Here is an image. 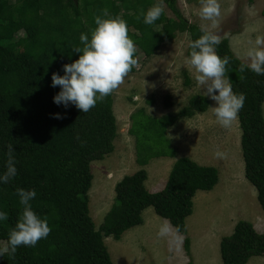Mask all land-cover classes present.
Masks as SVG:
<instances>
[{"label": "trees", "instance_id": "obj_1", "mask_svg": "<svg viewBox=\"0 0 264 264\" xmlns=\"http://www.w3.org/2000/svg\"><path fill=\"white\" fill-rule=\"evenodd\" d=\"M158 2L0 0V175L6 170L9 144L17 168L14 178L0 183V211L8 213V219L0 221V248L22 212L18 188L35 190L32 209L41 218L47 216L51 228L47 238L34 247L20 246L14 258L7 253L0 256V264H113L104 238L119 240L124 232L142 224V213L149 207L186 236L184 248L189 250L186 219L192 214L196 193L211 191L217 184V169L187 157L177 158L163 189L153 193L145 187L147 172L143 168L126 175L116 183L114 203L96 229L87 197L93 179L90 163L113 153L116 90L88 112H80L71 103L65 107L53 102L60 88L51 86L52 74L63 75V65L78 59L73 49L83 48L80 35L91 39L95 17L107 18L103 17L104 9L110 17L120 16L127 22L128 35L137 47V61L139 55L155 54L178 33H187L190 41L203 34L201 27L183 17L177 0H164L171 16L164 10L151 25L144 23L143 16L137 19L142 10L146 12ZM20 32L24 36L16 39ZM190 51L188 46V56ZM216 51L220 57H230L226 72L233 92L245 95L237 118L244 177L254 187L264 211V75L249 69L241 73L242 62L233 55L227 38ZM165 101L169 104V97ZM208 107L206 97L193 95L176 114L155 118L142 109L132 113L129 133L135 139L137 165L176 157L167 129L181 118L206 112ZM55 114L62 118H54ZM219 254L221 264H247L252 257H264V232L258 233L251 223L240 220L230 235L221 238Z\"/></svg>", "mask_w": 264, "mask_h": 264}, {"label": "rangeland", "instance_id": "obj_2", "mask_svg": "<svg viewBox=\"0 0 264 264\" xmlns=\"http://www.w3.org/2000/svg\"><path fill=\"white\" fill-rule=\"evenodd\" d=\"M219 3L221 16L213 31L221 40L227 38L233 55L247 64V50L257 36H264L261 16L264 0L251 3L219 0ZM177 5L189 23L210 27L211 22L199 15L200 0H177ZM164 10L167 16L172 15L166 7ZM22 36L24 33L20 32L16 39ZM189 42L187 33H178L152 56L139 55L134 71L115 91L114 150L104 159L90 163L93 179L87 192L89 216L97 229L114 203L116 183L139 169L147 172L144 184L149 192L162 190L173 163L180 157L216 168L218 182L211 191H198L193 199L192 214L185 222L190 240L188 251L184 248L186 236L178 234L149 207L142 213V224L124 232L119 240L104 238L113 264H221L220 240L232 233L238 221H247L258 233L264 232V211L257 202L254 187L244 177L238 119L228 128L217 121L211 109L217 106L216 102L203 94L206 89L197 83L194 69L188 63ZM193 95L206 97L209 107L204 113L179 119L167 129L166 137L175 148L176 157L153 159L139 167L135 162V139L129 133L131 114L140 109L155 118L176 114ZM262 108L264 115V104ZM217 151L226 153V157L217 158ZM165 225L169 226V232L159 237L158 232ZM247 264H264V257H252Z\"/></svg>", "mask_w": 264, "mask_h": 264}, {"label": "clouds", "instance_id": "obj_3", "mask_svg": "<svg viewBox=\"0 0 264 264\" xmlns=\"http://www.w3.org/2000/svg\"><path fill=\"white\" fill-rule=\"evenodd\" d=\"M164 0L152 5L146 12L143 10L137 19L143 16L145 24L151 25L164 12ZM199 15L202 20L210 21V27L202 28V35L189 42L191 49L188 63L194 69L197 83L206 89L203 93L216 102L211 108L217 121L222 127H231L238 118V112L243 107L245 95L233 92L232 83L227 76L226 65L230 57H220L216 46L221 43V37L213 29L218 27L221 16L219 0H200ZM103 17H95V29L88 35L81 34L80 41L83 48L76 47L74 52L79 54L78 59L63 65V75L53 73L51 86H59L60 91L53 97L57 105L65 107L69 103L75 105L80 112H88L98 101L117 90L126 77L137 65L135 58L137 47L128 35L127 22L120 16H109L107 9L103 10ZM249 63H241L239 71L243 73L249 69L257 75H264V36H257L246 52ZM243 79V76L241 77ZM218 93V94H215ZM54 118H62L55 114ZM217 158H225L226 153L217 151ZM17 175L14 149L8 145L6 170L0 175V183H8ZM16 194L22 205L15 227L11 229L8 240L0 248V256L7 253L11 258L20 246H35L41 239L47 238L51 232L48 217L41 218L33 209L31 201L36 197L35 190L18 188ZM8 219V213L0 211V221ZM178 231V228H177ZM169 226H163L158 232L159 237H165Z\"/></svg>", "mask_w": 264, "mask_h": 264}]
</instances>
